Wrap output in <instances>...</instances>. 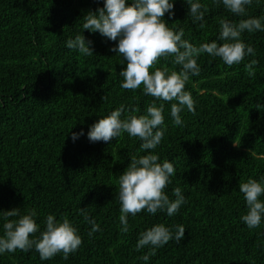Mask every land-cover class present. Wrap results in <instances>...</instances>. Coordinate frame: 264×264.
<instances>
[{
	"label": "trees",
	"instance_id": "1",
	"mask_svg": "<svg viewBox=\"0 0 264 264\" xmlns=\"http://www.w3.org/2000/svg\"><path fill=\"white\" fill-rule=\"evenodd\" d=\"M199 2L208 7L202 22L193 23L184 0H174V17L163 18L170 29H183V38L195 46L218 39L220 19L264 16V0H253L244 17L212 0ZM98 7L103 0H0V211L19 208L24 215L35 209L40 231L47 215L57 221L66 216L83 241L67 260L58 254L42 261L33 248L0 254V264H264V220L247 228L240 219L247 207L239 192V183L248 179L264 183V107L256 109L257 103L264 105V32L242 34L256 55L230 68L201 54L200 75L185 85L196 114L185 108L182 125L173 123L172 102L164 103V137L153 154L175 168L165 193L174 200L173 189L179 187L186 203L172 217L146 210L129 215V231L123 233L118 177L131 156L146 153L127 133L92 143L87 132L121 105L122 118L130 108L144 114L154 98L143 94V86L122 89L119 73L127 62L109 50L116 42L83 31L82 17ZM78 34L92 41L93 56L66 48ZM252 59L259 63L249 77L244 66ZM155 68L180 70L171 56L150 71ZM81 131L84 135L73 141L72 133ZM80 208L99 225L92 236ZM4 222L0 216V236ZM157 224L173 231L183 225L185 237L158 248L145 262L141 257L149 249L137 251L136 244L141 232Z\"/></svg>",
	"mask_w": 264,
	"mask_h": 264
},
{
	"label": "clouds",
	"instance_id": "2",
	"mask_svg": "<svg viewBox=\"0 0 264 264\" xmlns=\"http://www.w3.org/2000/svg\"><path fill=\"white\" fill-rule=\"evenodd\" d=\"M184 2L188 5V16L192 17L193 23L204 21L208 11L206 5L199 0ZM256 2L259 3V0ZM212 3L216 7L222 5L235 16L244 17L253 0H212ZM174 6V0H103V7L90 10L81 19L83 31L98 32L107 40L116 42V46L109 50L117 53L122 62H127L126 68L119 73L120 87L135 91L143 86V94L154 98L144 114L136 115L139 109L130 108L128 115L122 118L125 108L121 105L91 125L87 132V138L92 143H109L122 133H127L130 138H138L142 142L140 150L146 153L139 157L131 156L128 167L118 177L119 221L123 233L129 231V215L135 217L146 210L152 215L166 212L167 216L172 217L186 203L179 187L173 189L174 200L165 193L166 187L172 183L170 178L175 168L169 160L161 163L159 155L153 154L164 137V103L172 102L170 115L173 123L182 125L180 113L185 108L196 114L194 100L191 93L185 90V85L190 77L200 75L201 68L197 61L201 54L219 58L230 68L242 63L245 57L256 55V50L243 41L242 34L264 32V16L240 19L238 22L220 19L218 39L195 46L183 38V29L174 31L163 19L166 13L169 19L174 17ZM200 27L203 28L204 24L200 23ZM65 46L82 55L93 56L92 41H86L82 34L68 39ZM169 56L173 57V63L179 66V71L169 73L167 68L150 71L161 58ZM258 63V60L252 59L245 64L244 69L249 77L255 76ZM102 99L105 101L106 95ZM157 101L161 102L159 106ZM261 107L264 105L256 104L257 110ZM83 135V131L72 133L71 138L75 141ZM239 192L247 207L246 214L240 217L241 221L248 229L260 227L264 220V201L260 199L264 196V183L248 179L247 182L239 183ZM79 212L92 226L89 236L100 230L99 225L89 218L87 208H80ZM36 215L35 209L24 215L20 214L19 208L0 211V216L5 220L4 234L0 236V254L15 253L17 250L28 252L34 248L40 259L47 261L58 254L67 260L78 251L83 243L82 238L66 216L57 221L54 215H47L45 228L40 231L34 219ZM37 232H40L39 237H35ZM185 232L183 225H176L175 231L164 224L154 225L140 233L136 250L149 249L141 257L147 262L149 257L156 255L158 248L172 240L179 243L185 237Z\"/></svg>",
	"mask_w": 264,
	"mask_h": 264
}]
</instances>
